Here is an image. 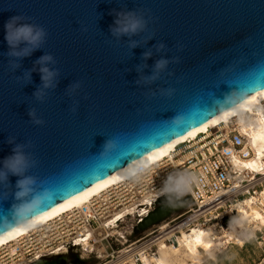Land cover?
<instances>
[{
    "label": "water",
    "instance_id": "95a60500",
    "mask_svg": "<svg viewBox=\"0 0 264 264\" xmlns=\"http://www.w3.org/2000/svg\"><path fill=\"white\" fill-rule=\"evenodd\" d=\"M127 13L146 26L114 36L109 26ZM10 17L46 29L30 54H8ZM46 54L53 61L38 62ZM161 59L168 63L157 69ZM42 67L57 73L53 87L44 88ZM263 88L264 0H0V162L17 144L37 161L26 173L36 180L28 196L15 197L17 176L0 181V235ZM32 109L43 124L33 122ZM107 138L119 147L101 157ZM190 202L186 189L165 194L135 231Z\"/></svg>",
    "mask_w": 264,
    "mask_h": 264
},
{
    "label": "built area",
    "instance_id": "2783aa9c",
    "mask_svg": "<svg viewBox=\"0 0 264 264\" xmlns=\"http://www.w3.org/2000/svg\"><path fill=\"white\" fill-rule=\"evenodd\" d=\"M224 126L180 143L162 160L109 186L84 206L1 245L0 264H33L70 253L98 259V264H147L161 246L178 244L183 232L195 226L210 225L219 234L220 224L238 218L241 205L264 199V164L256 168L249 163L255 156L250 135L233 120L228 129ZM169 177L179 181L174 185L179 194L189 192L191 203L133 238L139 233L135 227L165 195L160 189Z\"/></svg>",
    "mask_w": 264,
    "mask_h": 264
},
{
    "label": "bare ground",
    "instance_id": "6f19581e",
    "mask_svg": "<svg viewBox=\"0 0 264 264\" xmlns=\"http://www.w3.org/2000/svg\"><path fill=\"white\" fill-rule=\"evenodd\" d=\"M264 88L240 103L232 106L220 114L191 129L184 135L168 142L167 144L148 153L132 162L109 177L98 181L86 190L72 196L64 202L43 212L18 226L0 235V246L16 239L17 237L39 227L56 216L74 207L84 206L91 198L100 192L123 180L134 176L140 169L154 164L168 156L180 143L197 137L200 133L208 132L211 127L225 123L228 129L231 120L246 131L251 138L255 149V156L250 164L256 168L264 164ZM238 164H247L235 160ZM264 195V193H263ZM210 225L195 226L190 232H183L179 243L163 245L153 258H147V264H206L209 260L216 261L217 255L226 245L243 247L245 240L255 235L256 230L263 231L264 227V199L259 202H248L247 206L241 205L238 218L228 228H223L219 234L213 232ZM250 228V230H249ZM251 231V232H249ZM133 264V263H132ZM264 264V263H258Z\"/></svg>",
    "mask_w": 264,
    "mask_h": 264
},
{
    "label": "clouds",
    "instance_id": "9594fccd",
    "mask_svg": "<svg viewBox=\"0 0 264 264\" xmlns=\"http://www.w3.org/2000/svg\"><path fill=\"white\" fill-rule=\"evenodd\" d=\"M20 19V17H10L4 24V39L9 45L10 51L8 54L10 56L19 57L22 55L30 54L31 51L40 46L47 35V31L43 26L33 23H20L18 22ZM145 26V19L136 16L134 13H127L123 17L117 15L116 19L113 22V25H110L109 29L114 36L119 37L123 34L136 33L142 30ZM21 43L25 44L26 47L22 50H18V46ZM135 46V43H133V47ZM160 47H163V45H161ZM144 55L147 57L148 55H150V53H145ZM46 61H53V56L50 54H46L42 56L38 62L43 64ZM167 63V60L161 59L156 62V68L162 69L166 66ZM40 71L42 74L41 79L44 82V88L53 87V78L57 73L50 70L48 67H42ZM28 75L30 78V74ZM154 78L155 77H152V79ZM74 86L79 87V83ZM34 95H36L37 99H43V93L41 90H37ZM29 116L33 117V122L35 124L44 123L42 119L36 118L34 109L29 111ZM176 123L179 124L180 120L177 119ZM8 142L12 143V140L9 139ZM24 147L25 146L21 144L14 145L11 154L4 157L2 162H0V165H2L0 166V181H7L12 175L18 177L15 184V197L17 199H22L28 196L31 191L30 186L35 184L36 182L34 177L28 176L26 173L29 167L35 166L37 161L30 158V155L23 150ZM118 147L119 142L116 138H107L101 145L99 155L101 157L108 156ZM178 183L179 181L177 179L169 177L165 180L163 187L160 189L161 194L175 191L176 189L174 185Z\"/></svg>",
    "mask_w": 264,
    "mask_h": 264
},
{
    "label": "rangeland",
    "instance_id": "374dc122",
    "mask_svg": "<svg viewBox=\"0 0 264 264\" xmlns=\"http://www.w3.org/2000/svg\"><path fill=\"white\" fill-rule=\"evenodd\" d=\"M237 219L223 222L219 226L223 228L230 227L235 223ZM230 225V226H229ZM218 226V225H217ZM223 228L218 230L221 232ZM250 230V228H249ZM219 232V233H220ZM251 232V231H249ZM145 235V232H139L133 238H139ZM74 261L80 259L81 264H98L99 260L95 258L91 259H81L74 256ZM218 259L216 261L209 260L206 264H258L264 263V227L263 231L256 230L253 238L245 242L243 247L238 245H226L222 248V251L217 255Z\"/></svg>",
    "mask_w": 264,
    "mask_h": 264
},
{
    "label": "flooded vegetation",
    "instance_id": "af4514ba",
    "mask_svg": "<svg viewBox=\"0 0 264 264\" xmlns=\"http://www.w3.org/2000/svg\"><path fill=\"white\" fill-rule=\"evenodd\" d=\"M74 256H75V255L72 254V253L68 254V257L64 260L63 264H75V263H74V259H75ZM81 263H82V262H81Z\"/></svg>",
    "mask_w": 264,
    "mask_h": 264
},
{
    "label": "trees",
    "instance_id": "16d2710c",
    "mask_svg": "<svg viewBox=\"0 0 264 264\" xmlns=\"http://www.w3.org/2000/svg\"><path fill=\"white\" fill-rule=\"evenodd\" d=\"M191 203V202H190ZM74 263H75V261H74Z\"/></svg>",
    "mask_w": 264,
    "mask_h": 264
}]
</instances>
